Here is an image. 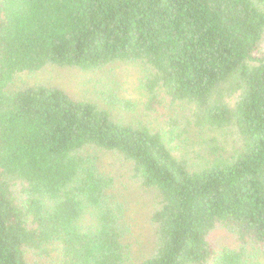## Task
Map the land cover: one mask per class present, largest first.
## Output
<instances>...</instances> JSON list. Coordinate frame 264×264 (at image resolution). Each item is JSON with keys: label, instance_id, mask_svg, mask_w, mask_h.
<instances>
[{"label": "trees", "instance_id": "obj_1", "mask_svg": "<svg viewBox=\"0 0 264 264\" xmlns=\"http://www.w3.org/2000/svg\"><path fill=\"white\" fill-rule=\"evenodd\" d=\"M117 62L141 63L148 108L162 89L192 110L187 124L171 117L165 131L56 86L12 87L19 72ZM191 128L232 130L237 146L225 153L203 129L195 164L170 137ZM108 154L156 201L148 249L130 243L133 200ZM219 226L264 253V0H0V264H247L216 249Z\"/></svg>", "mask_w": 264, "mask_h": 264}, {"label": "rangeland", "instance_id": "obj_2", "mask_svg": "<svg viewBox=\"0 0 264 264\" xmlns=\"http://www.w3.org/2000/svg\"><path fill=\"white\" fill-rule=\"evenodd\" d=\"M148 75V71L138 62H117L90 71L48 66L39 71L17 73L12 81V87L36 84L56 86L68 91L74 98L97 102L109 109L118 120L131 123H147L153 128L162 127L165 131L172 123L171 117H174V119L176 117L177 121H181L182 125H186V115H190L192 110L180 101H176L174 104L171 103L170 98L165 96L162 89L159 90L158 96L163 103L156 105L155 108L157 109L151 110L148 108L147 98L142 95V88L145 87L148 81ZM203 129L207 130V128H191L188 133L170 135L173 138L171 145L174 147V153L178 157L194 159L195 164L204 163V154L207 152L206 146L199 143L202 137L197 136L199 132L204 131ZM177 131L179 133L178 128ZM204 135L206 138L208 135L209 138L218 137V144L223 146L225 153L231 152L237 146V135L232 130L213 131L210 134L207 130ZM105 159L110 161V168L120 181L117 185L122 186L124 189L122 196L127 195L128 198L133 200L132 203L128 204L131 207V216L129 215L126 219L127 222L133 223L135 226V235L129 239L130 243L137 249L141 245L145 246L144 249H148L152 243H146L148 240L145 239L148 238L147 233L149 231H154L152 228L154 226L150 225L148 219L156 201L153 196L151 198L140 196L145 195V193H141L136 183L133 184L130 181L131 173L126 162L110 155L105 156ZM113 161L118 163L114 164ZM124 181H127L128 185H122L121 182ZM89 222H91V218L88 217L85 224L87 225ZM210 239L218 251L228 248L240 253L243 263L264 264V253L261 250L257 249L252 243L245 244V248L242 250L241 246H244V243L240 242L236 235L224 227L215 228L210 235Z\"/></svg>", "mask_w": 264, "mask_h": 264}]
</instances>
